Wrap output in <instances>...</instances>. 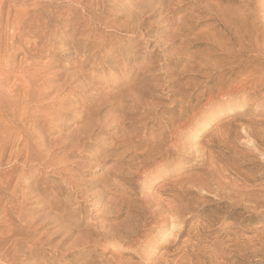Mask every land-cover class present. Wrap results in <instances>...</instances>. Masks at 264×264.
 Wrapping results in <instances>:
<instances>
[{"label":"rangeland","instance_id":"1","mask_svg":"<svg viewBox=\"0 0 264 264\" xmlns=\"http://www.w3.org/2000/svg\"><path fill=\"white\" fill-rule=\"evenodd\" d=\"M0 264H264V0H0Z\"/></svg>","mask_w":264,"mask_h":264},{"label":"bare ground","instance_id":"2","mask_svg":"<svg viewBox=\"0 0 264 264\" xmlns=\"http://www.w3.org/2000/svg\"><path fill=\"white\" fill-rule=\"evenodd\" d=\"M193 112V111H192ZM194 113V112H193ZM192 113V115H190V117L192 116V117H194L195 116V113L193 114ZM180 117V116H179ZM184 118V117H183ZM184 120V119H183ZM184 125L185 124H182V122L181 121H178V122H173V121H171V127L172 128H170L169 130L171 131V132H173V138H174V140L176 141V143H173V145H172V147H174L175 149H177L178 151H180L181 150V144L177 141V139H178V129H181V128H183L184 127ZM181 135V134H180ZM182 137V136H181ZM181 139V138H180ZM184 139V138H183ZM188 139V138H187ZM168 143V142H167ZM186 143V142H185ZM171 146V145H170ZM169 146V147H170ZM190 148V147H189ZM154 151V150H153ZM179 154V153H178ZM172 155V154H171ZM162 158V157H161ZM160 158V159H161ZM162 163V162H161ZM161 168V167H160ZM142 171H143V169H142ZM156 176V175H155ZM146 178V177H145ZM147 181V180H146ZM151 182V181H150ZM148 188V187H147ZM240 192V191H239ZM174 205V204H173ZM176 206V205H175ZM180 211V210H179ZM168 217H170V216H168ZM173 217V216H172ZM158 219H159V217H158ZM170 221V220H169ZM174 221V220H173ZM176 228V227H175ZM182 228V227H181ZM174 231V230H173ZM172 231V232H173ZM170 232V231H169ZM147 241H149V240H147ZM150 243V242H149ZM150 245V244H149ZM152 246V245H151Z\"/></svg>","mask_w":264,"mask_h":264}]
</instances>
